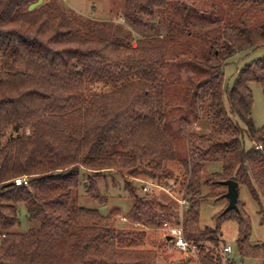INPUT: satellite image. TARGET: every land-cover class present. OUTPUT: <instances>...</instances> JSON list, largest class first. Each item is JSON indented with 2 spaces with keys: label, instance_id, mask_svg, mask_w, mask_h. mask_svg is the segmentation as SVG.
<instances>
[{
  "label": "trees",
  "instance_id": "obj_1",
  "mask_svg": "<svg viewBox=\"0 0 264 264\" xmlns=\"http://www.w3.org/2000/svg\"><path fill=\"white\" fill-rule=\"evenodd\" d=\"M36 1L0 0V264H156L148 229L180 225L172 210L180 204H162L160 190L144 193L138 180L177 184L171 163L186 181L184 237L198 248L177 264H235L220 230L230 220L241 260L264 264L242 203L216 215L213 228L199 226L201 203L223 199L225 181L248 189L264 225V126L253 123L250 89L260 85L264 96V57L239 69L229 89L223 79L233 56L264 47V0H231L230 14L203 10L212 0H123L118 23L84 19L60 0L29 11ZM180 58L175 68L197 74L182 105L206 134L188 131L185 117L171 130L167 76ZM211 165L219 171L204 178ZM22 176L28 185L16 186ZM80 176L97 209L75 206ZM109 180L131 201L124 219L135 227L107 211ZM20 204L33 225L26 233L11 232Z\"/></svg>",
  "mask_w": 264,
  "mask_h": 264
},
{
  "label": "rangeland",
  "instance_id": "obj_2",
  "mask_svg": "<svg viewBox=\"0 0 264 264\" xmlns=\"http://www.w3.org/2000/svg\"><path fill=\"white\" fill-rule=\"evenodd\" d=\"M63 5L73 11L76 15L92 20V21H113V22H120V15L123 5V0H60ZM230 2L231 0H212V2L205 3L202 7L205 10L209 5L216 4L218 10L223 9L224 11H230ZM35 3V2H34ZM43 3V1H42ZM231 13L234 10L230 11ZM229 12V14H230ZM198 46H200L198 44ZM198 54V53H197ZM199 55V54H198ZM264 57V47L256 49L254 51L244 53V54H237L233 56L223 68V79H224V87L225 89H229L233 84L237 72L241 69L245 64L249 63L251 60H255L258 58ZM191 59V58H190ZM184 61L180 58L178 61L171 62V72L167 76V81L170 84V93L168 96V100H170L171 110L168 113V120L171 126L172 132L178 133L179 130V119L181 117H185L188 121L190 126L187 128L188 131H200L203 134L209 132L208 127L204 125H200V131H198L197 119L191 114V110L187 109L186 106L182 105L183 96L186 93V88L188 86V81L196 79L197 74L195 73L192 68L187 66H182L180 69L175 68L176 63ZM172 65H174L172 67ZM192 84V83H191ZM250 89L253 96V108H252V120L256 127L264 126V96L262 94V90L260 85L256 83L250 84ZM224 106L227 110L228 115L233 120H236L229 108L227 106L226 97L224 96ZM238 122V121H237ZM200 124V123H199ZM181 136V134H179ZM7 136L0 137V147L6 142ZM176 150L178 154L184 155L185 154V142L183 139H177L175 141ZM245 146L248 148L250 143L245 139ZM177 176H181L179 179L180 181L177 184L170 183L169 187L171 190V197L168 195L158 192V196H162L164 198L160 199L162 204L168 205L172 203L173 198L179 199L181 197V193L183 191V187L186 183L185 178L183 175V170L178 166L177 163H171L168 165ZM219 171L218 165H211L210 167L204 170V178H209L212 172ZM101 179L97 180V183H101ZM104 177V181H105ZM141 180V179H139ZM111 181H108V190L107 196L110 198L107 201L106 208L107 211H118V216L115 217V221H121V218H125L129 208L131 206V201L127 200L125 196H123L122 190L120 186L112 187ZM117 181V180H116ZM144 181V180H143ZM115 185V184H114ZM117 185V184H116ZM101 190L104 192L105 187L101 185ZM86 190V182L80 176L78 187H77V201L75 203L76 207L85 208V209H97L98 204L94 202L92 199L86 197L85 195ZM222 192V190H217V193ZM167 197V199H165ZM238 202L244 205V210L250 219L251 224V236L250 242L251 244H262L264 243V225L261 224V217L258 214L259 207L255 200L249 194L248 189L242 185H238ZM227 207V200L225 198L220 200H207L201 203L200 210H199V226L201 228H213L215 226L214 217L219 213L223 212ZM102 210L106 209L104 206L100 207ZM181 207H177L172 209L174 212V218L180 222H182V211ZM123 228L130 229L135 226H130L129 222H124ZM117 224V223H116ZM121 226L120 224H117ZM33 228V225L28 220L27 213L25 208L20 204L18 205L17 209V224L11 229V232L14 233H26L30 229ZM222 233V240L225 246H229L232 250L230 259H232L235 264H260V261L253 258H247L241 260L238 255L237 248H236V238H237V225L234 221H225L222 223L220 227ZM150 238H154L156 241V247L159 246L157 250V258L156 264H177L182 260V256L178 251L173 249L171 246L165 244L162 240V231L161 230H154L148 229ZM188 260V258H184Z\"/></svg>",
  "mask_w": 264,
  "mask_h": 264
},
{
  "label": "built area",
  "instance_id": "obj_3",
  "mask_svg": "<svg viewBox=\"0 0 264 264\" xmlns=\"http://www.w3.org/2000/svg\"><path fill=\"white\" fill-rule=\"evenodd\" d=\"M260 148V147H258ZM143 186L142 191L144 193H147L151 189H158L160 191L165 192L166 194L171 196V190L169 187H164L157 185L152 182L138 180ZM14 184L16 186H27L28 185V178L26 176L18 177L14 179ZM180 206H185V201L180 197L179 199H175ZM123 222H126L124 218H121ZM162 231V240L165 242V244L171 246L173 249L178 251L183 258H189L190 256H195L197 253L198 248L195 245L190 244L184 237V231L182 225L178 226H171L170 224H163L162 228L160 229ZM169 237V240L166 241V238ZM231 248L229 246H226L224 248V253L228 256L231 255Z\"/></svg>",
  "mask_w": 264,
  "mask_h": 264
},
{
  "label": "water",
  "instance_id": "obj_4",
  "mask_svg": "<svg viewBox=\"0 0 264 264\" xmlns=\"http://www.w3.org/2000/svg\"><path fill=\"white\" fill-rule=\"evenodd\" d=\"M43 0H37L35 3L31 4L28 7L29 11H32L36 7L42 4ZM222 185L226 187V193L223 195V198L227 200V207L224 212L236 211L238 203V184L234 181H225L222 182ZM169 240V237L166 238V241Z\"/></svg>",
  "mask_w": 264,
  "mask_h": 264
}]
</instances>
